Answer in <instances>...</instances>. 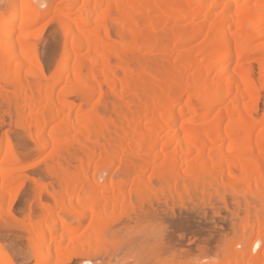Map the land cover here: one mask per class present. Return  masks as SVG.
Instances as JSON below:
<instances>
[{"label": "bare ground", "instance_id": "bare-ground-1", "mask_svg": "<svg viewBox=\"0 0 264 264\" xmlns=\"http://www.w3.org/2000/svg\"><path fill=\"white\" fill-rule=\"evenodd\" d=\"M39 2L0 11V115L50 163L32 182L0 138V216L36 180L26 230L11 224L35 264L93 261L117 246L115 219L153 195L237 192L241 234L217 263L264 264V0H61L52 14ZM48 14L65 39L51 76L34 34Z\"/></svg>", "mask_w": 264, "mask_h": 264}, {"label": "rangeland", "instance_id": "rangeland-1", "mask_svg": "<svg viewBox=\"0 0 264 264\" xmlns=\"http://www.w3.org/2000/svg\"><path fill=\"white\" fill-rule=\"evenodd\" d=\"M31 1L38 3L39 1L41 2L42 0L39 1L31 0ZM44 1L45 0H43V2L41 3L47 2V4H45L47 7L43 5L45 9L43 8L42 10H46V8H51L49 13L52 14V9L61 0H49V1L46 0L45 2ZM49 2L51 3V5L49 4ZM6 3L7 0H0V11L3 12L6 9V7L8 8V6H6ZM15 4H17V1L15 2ZM51 14H48L49 17L47 15L45 20L38 23L35 26V30H37V32L34 31L35 36L36 35L40 36L39 40L36 39L37 40L36 46L43 67V72L46 74V76L48 75L51 76L56 72L59 64L58 62L59 57L62 55V51L65 43V39L62 31L63 29L61 25L57 23L58 20L50 16ZM56 15H58V13H55V16ZM40 33L42 35H40ZM39 36H36V38H39ZM250 61L255 62L254 59L252 58L250 59ZM6 120L4 122L2 116L0 115V138L5 135L9 137L11 145L16 155L18 156V158H20L19 160L21 162L24 161L22 163L23 164L22 166L24 168L23 174L25 176L27 175L26 177L32 179V182L33 179L36 180L40 179L39 181L37 180L38 182L40 181L42 182V180L45 181L44 177L46 176H43V178L41 176L42 174L45 175L43 173L44 170H42L41 167L44 168V165L47 167L50 164L48 160L49 158L47 157L48 154L47 153L38 154L36 150H34V147L36 148L35 141L31 139L28 136V134H26L24 129H22L21 127H20L21 129L17 128L18 125L16 126L15 125L16 123L15 124L12 123L15 122L13 120H11L12 122L9 121V118L8 119L6 118ZM7 122H10L11 124ZM8 124L11 126H9ZM13 124L15 125V128L12 127L14 126ZM21 131H23V133ZM44 161L45 162L47 161L48 163L46 162L45 164ZM115 172H118L116 168L114 169V174H116ZM46 179L49 181L47 177ZM35 181L34 184L32 182H27L22 186L18 185L17 187L18 194L16 193L18 197L16 198V201H14V205L11 209L12 218L11 217L7 218L4 217L3 215L0 216V219H2L0 220V224L2 223L3 228H5L3 229L1 224L0 243L3 246L4 250L6 249L5 252L8 255H10L9 257L11 258L13 264H35V260L33 257V248L31 247L30 243H28V241L26 242V239L24 238L26 234H23L24 231H22V234L21 231L17 233V231L20 230V227L23 226L22 230L24 229L26 230V228L24 227H26V225L29 224L28 219L25 220V218L27 217L26 216L27 215L26 212L28 211L27 209L30 208L29 206L32 207L33 204L32 202L34 201V200L32 201L33 198H31L32 197L31 194L33 193V190L35 188ZM44 183L45 182H43V184ZM45 184L48 185V182L46 181ZM28 187L29 189H27ZM30 189L32 192L30 191ZM188 194L183 195L186 196L184 197L185 199L182 198L183 196H181L179 197L180 200L178 201L179 198L175 197L174 198L175 200L172 201L168 200L169 202H167L166 198L165 200L162 199L161 198L162 196H160L161 194L158 195L159 197L157 198H154L157 195H153L154 197L152 198L154 199L151 198L152 199L151 200L149 198V200H146L147 204L144 203V205H138L139 207L134 205L135 212H133L130 215H128V213L131 212L126 213L128 216V217L125 216L127 217L126 221L123 219L125 217L122 218V222L119 219V217H117L115 220H117V222L119 221L120 222L114 223L115 225L113 223H112L113 225L111 224L113 226L112 229L114 228L113 230L115 232L117 231V235L120 239L118 240L119 242L116 243L117 246L115 248L112 247L111 250L108 252L104 250V252L103 251L101 252L102 254L98 253L100 256L97 254V256L94 257V260L92 259L93 261H90L91 258H93L91 256L87 264H95L96 262L97 264L98 262H100L101 264L108 262L110 264V262L113 259L114 260L111 262V264H157L161 261L164 262V264H212V263L216 264L218 262L217 260H219L220 263L231 260V259L227 260L225 256H227L226 253L229 250L228 248L229 247L231 248V246L233 245L232 242H234L235 240L236 233L241 234L240 231H238L239 229L236 230L237 229L236 226L238 225L237 223H240L241 222L240 220H242V218L244 217V213L242 210L240 211L241 209L240 207L241 205H243L245 198L244 197L242 198V195L239 194L238 192L236 193L237 197L233 196L236 199H233L232 196H228L229 198L227 197L225 201L223 196H221V194L209 195L208 193L207 194L205 193L200 195L198 194L199 196L196 194L192 195L191 193ZM45 198L44 200L46 204L50 203L52 205L51 200L49 201V198L46 196ZM30 203L32 204L30 205ZM140 206H144L141 209L142 212L140 211ZM139 211L141 213L144 212L143 214L145 215L142 216L143 214H140ZM22 214L24 215L23 218L24 220L21 218L23 217ZM121 216L122 215H120V217ZM237 216L238 218H240L239 220L236 219ZM140 218H141V222H140ZM11 219L13 220L11 221ZM3 220H5L7 224L4 223ZM7 221L10 223V225L14 224L13 226H17L16 229L18 230L14 231L15 228H13V226L11 225L13 229L12 230L10 226H8L9 224ZM21 223H23V225ZM228 223L231 224L229 225ZM84 225L85 226L80 228L81 231H79V233H82V231L84 233L86 227L88 228V222H86ZM8 227L14 232H12ZM15 233L17 234L18 237L16 236ZM226 248L227 251L225 252L224 250H226ZM238 248L240 249L242 248V246ZM238 248H236L237 250L235 249L237 253H241L242 251H244V250H239ZM242 249H244V246ZM222 251L225 254H223ZM110 255L112 259L109 258ZM98 256L99 257L102 256L101 257L102 259L98 258ZM80 259H72V261L70 260L67 264H71V263L81 264L83 260ZM46 264H55V262L53 261Z\"/></svg>", "mask_w": 264, "mask_h": 264}]
</instances>
